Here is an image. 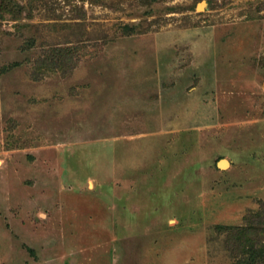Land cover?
I'll list each match as a JSON object with an SVG mask.
<instances>
[{"label":"rangeland","instance_id":"obj_1","mask_svg":"<svg viewBox=\"0 0 264 264\" xmlns=\"http://www.w3.org/2000/svg\"><path fill=\"white\" fill-rule=\"evenodd\" d=\"M0 264H264V0H0Z\"/></svg>","mask_w":264,"mask_h":264},{"label":"trees","instance_id":"obj_2","mask_svg":"<svg viewBox=\"0 0 264 264\" xmlns=\"http://www.w3.org/2000/svg\"><path fill=\"white\" fill-rule=\"evenodd\" d=\"M229 232L231 231H234V232H238L237 234H241V232H244L243 228H236V227H230L227 229Z\"/></svg>","mask_w":264,"mask_h":264},{"label":"bare ground","instance_id":"obj_3","mask_svg":"<svg viewBox=\"0 0 264 264\" xmlns=\"http://www.w3.org/2000/svg\"><path fill=\"white\" fill-rule=\"evenodd\" d=\"M202 7H203V4H200V5H199V8H202ZM227 160H228V159H227ZM229 162H230V161H229ZM229 162H228V161H223L221 164H222L223 167L226 168L227 166L230 165Z\"/></svg>","mask_w":264,"mask_h":264},{"label":"water","instance_id":"obj_4","mask_svg":"<svg viewBox=\"0 0 264 264\" xmlns=\"http://www.w3.org/2000/svg\"><path fill=\"white\" fill-rule=\"evenodd\" d=\"M223 161H228V162H229V160H227L226 158H222V159H220L219 162H218V166H219L220 168H225V167H223L222 164H221ZM229 164H230V162H229Z\"/></svg>","mask_w":264,"mask_h":264}]
</instances>
